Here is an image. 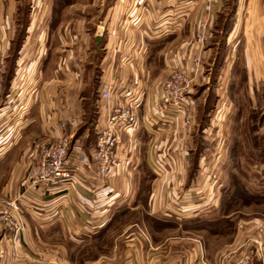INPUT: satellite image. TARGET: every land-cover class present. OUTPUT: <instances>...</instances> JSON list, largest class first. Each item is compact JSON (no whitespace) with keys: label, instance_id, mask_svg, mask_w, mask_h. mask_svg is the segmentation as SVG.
I'll return each instance as SVG.
<instances>
[{"label":"crops","instance_id":"obj_1","mask_svg":"<svg viewBox=\"0 0 264 264\" xmlns=\"http://www.w3.org/2000/svg\"><path fill=\"white\" fill-rule=\"evenodd\" d=\"M254 6L261 9L258 46L259 56H264V0H236L227 40L241 35L253 42L249 36L254 34L255 16L252 11L246 14ZM89 9L101 10L102 17L89 21L84 11ZM174 9L184 13L176 11L171 19ZM224 9V0L52 1L47 25L58 42L60 63L53 65L47 49L40 68L42 87L34 97L19 101L26 104L22 115L12 113L11 82L5 83L0 97V205L22 191L26 170L38 155V142L68 136L72 177L24 198L25 229L16 243L19 257H11L10 233L0 229V264H233L244 253L250 264H264V215L241 220L229 230L227 243L214 253L209 250L214 239L225 237L224 222L230 215H221L220 195L202 182L205 160L193 157L199 101L193 88L206 79L203 67L188 97L192 113L188 126L161 94L162 80L173 68L189 69L193 55L204 56L195 38L198 24L206 22L211 31ZM14 16L0 20L1 66L14 36ZM170 39L179 45L159 54L162 64L156 67L154 44ZM244 69L248 68L231 72L244 74ZM47 73L50 77L44 78ZM247 74L248 70L249 82ZM108 80L114 83V100L137 102L139 122L136 129L119 134L114 168L103 178L94 163L84 164L78 157L89 159L104 123L106 107L99 87ZM257 91L251 88L248 94L252 104H257L252 96ZM68 120L76 124L60 128ZM257 133L264 134V117ZM213 222L219 226L214 228ZM225 252L229 258L222 256Z\"/></svg>","mask_w":264,"mask_h":264},{"label":"rangeland","instance_id":"obj_2","mask_svg":"<svg viewBox=\"0 0 264 264\" xmlns=\"http://www.w3.org/2000/svg\"><path fill=\"white\" fill-rule=\"evenodd\" d=\"M0 1H2L0 20H5V17L10 16V13L16 14V19L14 16L16 20L14 36L10 50L5 57V65H3L1 71L4 84V86L2 84V91L3 87L6 86L5 83L9 86L11 82L12 89L10 91H13L10 95L12 97L11 103H13L11 105L12 113L18 114L19 111V114L22 115L26 109V104L19 101L22 100L23 96L34 97L40 90V84L42 87L43 81L41 80L40 68L46 50L52 51L53 65L60 63L62 59L58 55L60 51L55 50L58 42L54 41L47 25L53 0ZM82 1L85 3L92 2V0ZM106 1L108 3L111 0ZM224 2L225 9L219 13L213 31L208 28L207 38L200 43L201 49L205 51L204 56H201V65L204 69L202 76L206 79L203 80L202 77L198 85L193 88V94H196L199 98L195 112L193 137L195 154H193V157L199 156L200 159L205 160L207 168L201 169L202 182H204V185L210 186L211 191L215 190V194L220 195L221 215H230L225 220L227 230L223 232L225 234H222L225 237L222 240L218 237L214 239L215 242L209 249L211 253L227 243L224 241L229 238V230L232 231V228L239 224L241 220L264 215V149L256 151L255 148L253 149L254 146L251 145L252 134H258V138L256 135L254 136L255 141L261 140L264 136V134L259 135L257 131L255 133L256 127L264 117V56H259L258 46L263 27V20L260 18L261 9L257 6L250 7L246 14L247 17L248 13L252 11L255 16V22L252 26L254 34L249 33V37L251 40L253 39V42L247 41L245 37L240 38L241 35L235 39L231 40L229 38L227 40L229 24L236 8V0H224ZM84 11L85 14L90 15L89 21L95 22L98 16L102 17L101 10H93L92 12V9H89ZM176 11L178 10L174 9L170 14L171 19ZM178 12L182 13L183 10ZM29 18H31L30 25ZM27 25H29L28 38H26L24 44L23 40ZM178 25L179 23L176 24V26ZM160 33L159 31L156 34ZM1 35L0 30V38ZM163 43V45H156L155 43L153 47V51L155 50L158 55L153 63L156 67H160L162 64V58H159V54L166 50L176 49L179 45V41L172 39ZM22 44L24 46L20 50ZM261 45L264 46V41L261 42ZM261 50H263V47H261ZM249 53H252L253 57L249 56ZM1 58L2 55H0V63ZM259 65L263 67L260 70H258ZM244 66L248 68L249 82L246 78V69H244V74L231 72L235 67L241 68ZM55 73L56 68L53 69L52 67L53 79H56ZM49 77L48 73L44 74V78ZM193 85L194 82L192 87ZM234 87H237L236 92ZM251 88H258L257 93L252 95L257 104H252L250 101L248 94ZM231 95L236 102L234 100H232V103L229 102ZM13 115L10 114L9 116ZM254 124H258L255 129ZM245 141L249 147L246 144L244 145ZM261 165L263 166L258 168ZM204 192H207L206 189L202 194ZM3 202L4 200L2 204ZM128 219L133 218L127 217ZM225 254L228 255L225 252L222 256H225ZM244 256L250 258L247 253H244L235 262L242 260ZM11 257L15 258L19 255ZM225 258H229V256H225Z\"/></svg>","mask_w":264,"mask_h":264},{"label":"built area","instance_id":"obj_3","mask_svg":"<svg viewBox=\"0 0 264 264\" xmlns=\"http://www.w3.org/2000/svg\"><path fill=\"white\" fill-rule=\"evenodd\" d=\"M207 23L200 22L195 31V38L201 43L207 38ZM115 34V29H112ZM201 54L191 57L189 69L173 68L162 80L161 94L171 112L182 116L184 126L192 122V113L188 106V97L192 90L194 80L201 74ZM0 65V95L2 93L3 78ZM113 81H103L99 87L100 98L106 107V117L102 127L97 132L95 146L89 159L80 155L78 161L84 164H95L98 174L107 178L114 168L113 155L119 142V134L136 129L139 122L137 102L129 99L121 102L113 99ZM170 112V113H171ZM75 120L60 123V128L66 129L74 126ZM37 157L28 166L22 181V191L15 197L7 198L0 206V229L10 233L13 249L11 256H18L16 243L21 240L25 229L23 219L22 201L31 191H37L45 185H54L61 179L72 177L70 160L68 155L69 138L62 136L57 142L41 141L36 144ZM18 254V255H17ZM250 258L244 256L242 260L233 264H249ZM222 264H226L225 261Z\"/></svg>","mask_w":264,"mask_h":264},{"label":"trees","instance_id":"obj_4","mask_svg":"<svg viewBox=\"0 0 264 264\" xmlns=\"http://www.w3.org/2000/svg\"><path fill=\"white\" fill-rule=\"evenodd\" d=\"M3 86H4V84H3ZM4 92H5V89H4V87H3V91H2V93H1V95H0V97L4 94ZM258 124H254V129H255V126H257ZM259 126V125H258ZM258 126L256 127V129H255V133H256V131H257V129H258ZM256 135V137L258 138V134H255ZM255 135H251V137H252V139H251V145L252 146H254L253 147V149L255 148L256 149V151H260V150H262V149H264V143H262V142H264V136H263V138L261 139V140H257V141H255V139H254V136ZM263 135V134H262ZM254 139V140H253ZM246 144V146H248V144L246 143V141L244 142V145ZM249 147V146H248ZM262 147V148H261ZM221 223V222H220ZM223 223V222H222ZM225 223V222H224ZM204 224V223H203ZM202 224V225H203ZM227 224V223H226ZM205 225L206 226H210V225H212V226H214V228L216 227V226H219V222H213L212 224H210L209 225V223H205ZM224 226V225H223Z\"/></svg>","mask_w":264,"mask_h":264}]
</instances>
